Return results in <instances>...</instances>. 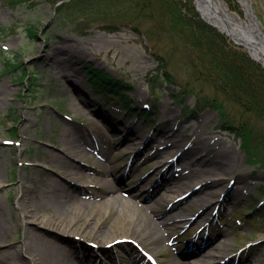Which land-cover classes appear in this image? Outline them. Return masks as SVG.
I'll list each match as a JSON object with an SVG mask.
<instances>
[{
  "label": "rangeland",
  "instance_id": "374dc122",
  "mask_svg": "<svg viewBox=\"0 0 264 264\" xmlns=\"http://www.w3.org/2000/svg\"><path fill=\"white\" fill-rule=\"evenodd\" d=\"M250 1L264 29V0ZM236 3L243 10L245 19L244 9L238 1ZM0 11V89L4 90L0 95V182L3 181L0 183V204L7 222L11 224L0 243V259L7 261L5 264H29L30 252H25L24 247L26 228L31 226L41 233L44 229L57 233L60 223L65 219L64 213L68 216L76 210H82L84 214L92 211L91 206L85 205H71L68 208L72 207V211H60L57 207L46 209L44 205L40 207L39 204H34L33 210L38 214L37 222H24V213L19 206L26 196L24 190L27 187L33 185L35 188L33 194L29 193L30 199L38 196L40 201L43 199L40 193L44 188L51 190L47 183L50 184L55 178L64 184L70 183L71 187L75 185L80 190V195L77 196L92 206L96 201L93 196L98 195L117 197L130 204L143 205V202L132 197V193H127L128 190H141V194L146 192L144 196H149L154 189L152 186L161 178L159 172L165 169L174 170L179 175L176 179H179L181 187H188L197 181L200 174L190 170H184L183 173L181 171L186 163L191 162L189 155L196 144H199L202 152L201 159L194 166L197 169L212 170L215 167L212 161L219 160L220 151L226 152L227 165L223 168L225 174L222 176L225 180L213 182L216 183L215 186L196 193L181 204H174V193L170 190L177 189L175 185L165 187L167 191L159 196V200L164 199L162 202L165 205L156 213L149 211L153 219L163 222L181 212L194 217L192 221V218L180 221L182 223L174 231V239L167 238L166 243L160 242L155 251L146 244L140 246L138 241L142 239L133 234V239L116 242V246L106 243L100 246L92 237L84 241L60 233L61 244L72 250L83 251L82 253L89 256L86 261L91 264H114L112 259L116 257L121 261L135 254L143 256V261L147 262L141 249L151 253L158 264H174L175 258L188 264H201L202 256L212 250L214 256L211 259L219 264L220 258L216 255L222 253L221 244L224 239L230 242V247L223 252L233 258L235 263L244 261V264H253L252 258L260 260L264 257V223L246 219L244 212L255 201L249 197L250 192L264 183V168L248 162L247 155L240 146L241 140L218 129L220 116L217 112L199 111L195 94L183 96L176 84L149 82L157 74L159 66L166 65L177 77V83L186 84V71L180 61L181 51L175 48L165 34L160 39L151 41L144 34H137L131 27L122 28L118 32H107L101 25H96L88 30V35H81L79 33L85 32L84 24L71 25L68 20L62 19L56 12L53 0H0ZM233 13L237 15L235 10ZM56 47L63 50L52 59H47L46 54L52 53ZM88 63L93 68L101 69L124 81L130 87L132 99L141 100L142 105L158 99V116L164 121L170 120L169 126H158L157 123L154 127L151 122L135 116H124V121L122 116H113L112 107L102 106L98 103H102V100L91 98ZM92 77L96 78L95 75ZM103 78L114 83L112 78ZM7 90L9 92L5 93ZM86 102L92 103L93 108L91 104V108L90 105L86 107ZM186 106L198 111L188 123L184 119ZM73 107H78L84 113L74 110ZM115 109L118 113L126 112L121 106ZM94 110L110 116L119 131L112 132L110 126ZM206 116H211V119L204 124L202 120ZM177 118L183 123L178 129ZM119 120L123 121L122 124H119ZM25 125L27 129L24 128ZM163 129L181 135L179 144H170V139L162 136ZM74 134L83 137L93 134L98 140L97 147L94 144L84 145L86 155L81 158L65 153L63 139ZM126 136L132 141H124ZM153 137L159 139L151 142ZM21 150L24 153L20 156ZM103 151L108 153L109 161L103 157ZM175 154H181L178 161L174 160ZM150 156L154 158L150 159ZM162 160L163 163H159ZM64 164L84 167L81 176L86 183H75L68 173L60 174L62 167L66 168ZM108 164L114 167H111L113 172L107 168ZM130 164L132 166L129 168ZM160 164L165 166L161 167ZM88 165L97 166L99 170H108L109 174L97 175L86 169ZM22 179L26 182L25 187L20 184ZM108 181L118 183L117 192L114 194H108L100 186L107 185ZM232 181H235L233 185ZM243 186L247 190L245 194H234ZM194 187L187 191H192ZM212 192L214 196L207 205L210 215L206 216L207 220L205 217L201 219L198 216L206 206L201 207L200 200L210 198ZM155 198L156 195L149 197V206L155 205ZM44 201L52 206L54 204L52 198ZM114 210H102L95 214V219L103 221L99 236L112 229L114 235L122 234L120 220L116 222V226L111 227ZM47 211L51 219L45 225L42 216ZM135 211L144 213L142 209L135 208ZM197 217L199 219H195ZM64 222L70 225L71 220L67 218ZM83 224L81 220L72 223L74 227ZM208 232L210 235L206 239ZM182 233L184 234L181 235ZM197 234L200 239H196L191 249L187 250L189 241ZM45 239L51 238L45 237L43 240ZM208 239L213 240V245L203 251V244ZM73 257L75 259V255ZM200 258V262L190 263Z\"/></svg>",
  "mask_w": 264,
  "mask_h": 264
},
{
  "label": "trees",
  "instance_id": "16d2710c",
  "mask_svg": "<svg viewBox=\"0 0 264 264\" xmlns=\"http://www.w3.org/2000/svg\"><path fill=\"white\" fill-rule=\"evenodd\" d=\"M53 1L62 19L71 25L84 24L81 35H88V30L96 25L107 32L131 27L151 41L165 34L181 51L180 61L186 71V84L180 86L182 93L195 94L201 109L218 111L220 127L241 139L251 164L264 168V69L203 21L192 0ZM226 1L232 10L243 14L235 0ZM169 70L166 65L159 66L153 80L177 84V77ZM103 73L99 75L106 77ZM90 81L99 94L109 97L115 93L102 88L104 81ZM111 86L115 87L109 84L108 88ZM125 96L121 100L127 101Z\"/></svg>",
  "mask_w": 264,
  "mask_h": 264
},
{
  "label": "bare ground",
  "instance_id": "6f19581e",
  "mask_svg": "<svg viewBox=\"0 0 264 264\" xmlns=\"http://www.w3.org/2000/svg\"><path fill=\"white\" fill-rule=\"evenodd\" d=\"M240 2V4L242 5V7L245 9L246 13L248 14V19L253 20V11L251 9V7L249 6V1L248 0H238ZM212 7L214 9V12L216 14V16H218V18H215L214 16H210L208 15L205 11L201 10L202 15H204L205 20L207 22H210L211 24L215 25L218 27V29L220 31H223V34L227 37H230L228 31L226 32V30L224 29L223 26V22H227L230 24V26L232 27L231 29L236 30V28H240L243 27L244 25H250L251 23L247 20L244 21L242 18H240L239 16L235 15L234 13H231V11L228 9L227 5L222 1V0H212ZM0 14L1 11H0ZM220 19H222V23L220 21ZM231 38V37H230ZM61 50L63 49H58L57 47L53 49L52 53H47L46 54V58L47 59H52V57L57 53H60ZM252 56L255 57L256 59L259 60V58L256 55ZM260 61L262 63H264L263 59L260 58ZM9 91L7 90L5 93H8ZM4 93L3 89H0V95H2ZM74 110L79 111L81 109H79L78 107H73ZM82 113H84L83 110H81ZM162 119V120H161ZM211 119V116H206L202 122L204 124H206L209 120ZM160 122L163 123V118L160 117L159 118ZM170 120H168L169 122ZM202 123V124H203ZM167 124V123H166ZM199 124H201V122H199ZM167 126V125H166ZM25 129H27L28 127L25 125L24 126ZM162 135L166 136V139H170V144H173L175 146L179 144L180 142V136L179 134H172L171 132L164 131V133ZM212 135V134H211ZM210 135V138H212V136ZM90 138V139H89ZM157 139L153 138V140L155 141ZM179 141V142H178ZM79 144H78V143ZM63 150L65 153L67 154H72L78 158H81L83 156L86 155V149L84 147V145H90L93 144L95 145V147H97L98 145V140L96 139V137L93 134H88L87 137H83V135H79V134H74V135H70L68 138L63 139ZM221 152V151H220ZM224 152V151H223ZM24 153V150L20 151V156ZM226 152H224V156H226L225 154ZM103 154L105 156H103L105 159H107L109 161V155L107 152L103 151ZM201 147L199 146V144H196L193 148H192V153H191V160L192 162H198L199 159H201ZM200 157V158H199ZM219 157L223 158V153L221 152ZM154 157H151L150 159H152ZM160 163V162H159ZM212 163L214 164L215 167H213L212 170H207L205 168H195L192 164L191 167L190 166H185L184 165V170H192L193 173H198L200 175H198V179L197 181H195L194 183H192L191 185H189L188 187H181L179 185V179H175V177L172 175V172H166V174H162L161 178L152 186L153 191L150 193L149 197L156 195V198L154 199V206L153 207H149L148 205H146L147 203V196H144V194L146 192L141 193V190L136 191V193H133V198L135 200H138L139 202H143V205H139V204H130L127 201H122L120 198H109L107 196H102V195H98V196H93V198L96 199V201L94 202L95 205L92 206L91 204H89L86 200H82V198H79L78 196L80 195V193L78 191H80L75 185H70V183L64 184L60 181H58L57 179H52L50 184L47 183L48 188H52L47 189L44 188L43 191L40 193L42 196V200H47V198H52L54 200V204L53 206L48 203L47 201V206H46V202L44 201V203L42 204V200L38 201V196H36V200L34 198L29 197V193H34L35 192V188L32 185V187H27L24 190V199L20 201V206L19 208L23 211L24 213V222H28V223H33V222H37L38 219V214L35 212V210H33V207L35 206L34 204H39V206L44 207L46 209H49L51 207H57L60 211L64 210H71L72 207L68 208V206L71 205H76V206H81V205H85L86 207H92V211H90V213L88 214H84L82 210H76L75 212H71V215H68L70 217H68L65 213H64V221L67 220V218H70L71 222L70 225L66 224L64 221L60 223V226L58 228V232L57 233H52L47 229H44L43 232H39L38 230H35L34 228H32L31 226L25 229V241H24V247H25V252L29 251L30 252V257H29V264H89L87 262L84 261V259L78 258V260L74 259L73 254H76V252L74 250H70L68 247L64 246L63 244H61V238L59 236L60 233L64 234V235H68V236H72L74 238H78V239H83L84 241H86L87 238L92 237L95 238L96 243L101 245L106 244H115L116 246V242L118 241H122V240H127V239H133L131 237V234L137 236V238H139L141 241H138V244L141 246L142 244H146L147 246H149V248L152 251H155V249L157 248V246L159 245L160 242H164L166 243L167 238L170 239H174L175 238V234L174 231H177V229L179 228V225L182 223L180 221H183L188 217L187 214H185L184 212L179 213L177 216L175 217H170L167 220H164L163 222H159V226L158 223L155 221V219H153V217L150 215L149 211H154L155 213L158 212V209H162L163 206L165 205V202H162L161 200H159V196H161V194H163V191H167L165 189V187H169L170 185H175V187L177 189L175 190H170L172 191L174 194L172 195L173 198H177L180 197L182 194L187 192L188 188H191L192 186H197L200 185L199 188L194 191L188 198L184 199L183 201H180L178 203H182L186 200H188L189 198H191V196L195 195L196 193H198L199 191L204 190L205 187H208L210 185V177L212 176H216L221 181H224L225 179L222 178V176H224L225 171L223 168H225V166L218 160L215 161L213 160ZM65 167H62V170L60 171L61 173H68L69 178L74 181L75 183H86V181H84V179L82 178L81 174L82 171L84 169V167H77V166H73L70 164H64ZM111 165H107V168L109 170H111L110 172H113V170L111 169ZM190 167V168H189ZM114 168V167H112ZM88 171H92L94 173H97V175L100 176H106L108 172V170H99L97 168V166L94 165H88V167L86 168ZM160 170V169H159ZM184 170H182V173L184 172ZM190 170V171H191ZM227 171V169H226ZM229 171V170H228ZM181 173V176H183V174ZM203 174V175H202ZM180 176V177H181ZM97 179V178H95ZM147 179V178H146ZM145 179V181H146ZM107 181V179H106ZM95 182V181H93ZM0 183H3V181H1ZM96 183V182H95ZM20 184L22 185V187H25L26 182L22 179L20 180ZM97 184V183H96ZM117 182H109L108 184L105 185H100L102 188H104V190H107L108 194H114L115 192H117L116 189H118L117 186ZM218 184V183H217ZM223 184V183H221ZM215 185V184H214ZM76 187V188H75ZM100 187V188H101ZM164 188V190L162 192H159L160 189ZM120 189V188H119ZM185 189V190H184ZM75 190V191H72ZM132 191V190H129ZM169 191V190H168ZM135 192V191H134ZM131 193V192H130ZM94 194V193H93ZM51 195V196H49ZM78 195V196H77ZM214 196V193H210V198H206V199H201L200 200V206L201 207H205V209L201 212V214L198 216L199 218L202 217L201 219H205L207 220L208 215H210L209 213V206L208 203L210 201H212V198ZM39 198H41L39 196ZM70 203V205H69ZM44 205V206H43ZM148 206V207H147ZM136 209H142L144 210V213H137L135 211ZM111 209H115L114 211V215H113V223L112 226H116V222L120 220V222H122V224L120 223V229H121V235L120 236H116L113 233V229L110 230L109 232H105V234L99 236V232L100 227L103 226V221L101 220H97L95 219V214H99L101 213L102 210H111ZM186 210V209H185ZM64 211V212H65ZM72 211V210H71ZM49 211H47L46 213H44V215L42 216L43 218V223L45 225L48 224L49 222V218L51 219V216L49 215ZM67 216V217H66ZM196 219H199V218ZM205 217V218H204ZM177 219V220H176ZM179 219V221H178ZM83 221V225H78L77 227L73 226L72 223H76L77 221ZM178 221V222H177ZM11 224L9 222H7L6 219V214L5 211L2 207V205L0 204V243L2 242V239H4L7 230L9 229V226ZM91 225V227H90ZM74 227V228H73ZM90 227V228H89ZM103 228V227H102ZM46 236H45V235ZM141 236H143L141 238ZM45 237H49L51 239H45L43 240ZM43 241V244H41ZM114 247V246H113ZM131 247V246H130ZM227 247H230V242H228L227 239L224 240L223 244H221V248H222V253L216 256H219L220 260H225L226 259V255H225V251L223 252V250ZM212 251V250H211ZM208 251L209 253L204 254L202 256V260L201 264H216L214 263L215 261H213L212 256H214L213 251ZM140 259V255L135 254V258ZM142 257V256H141ZM200 259H194L192 261H190V263H194V262H200ZM126 261V260H125ZM174 264H188L187 262H181L180 260L178 261L176 258L174 259ZM5 262L7 261H3L0 259V264H5ZM263 261H253V264H260ZM148 263V262H147ZM234 263V259L230 258L228 261H226V263L224 264H233ZM149 264V263H148ZM219 264H222V261L219 262ZM240 264H243V262H241Z\"/></svg>",
  "mask_w": 264,
  "mask_h": 264
},
{
  "label": "water",
  "instance_id": "95a60500",
  "mask_svg": "<svg viewBox=\"0 0 264 264\" xmlns=\"http://www.w3.org/2000/svg\"><path fill=\"white\" fill-rule=\"evenodd\" d=\"M195 3L200 13L202 10V11H205L208 15L218 18V16H216L214 9L212 7V0H195ZM202 17L203 19H205L204 15H202ZM252 17H253V20H251V22L249 20V22L251 23L250 25H244L243 27L236 28V30L231 29L232 27L227 22H223V26L226 32L228 31L231 37L230 39L233 41V43L241 47H244L249 52V54L254 60L258 61L264 66V63L260 61V58L263 59L264 61V32L261 28V25H260L261 23L257 19V17L254 14ZM220 21L222 23V19H220ZM208 23L211 24L210 22ZM213 26L218 29L217 26L215 25ZM220 32L223 33V31H220ZM252 53L253 55H256L259 58V60L253 57Z\"/></svg>",
  "mask_w": 264,
  "mask_h": 264
}]
</instances>
